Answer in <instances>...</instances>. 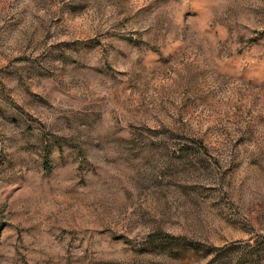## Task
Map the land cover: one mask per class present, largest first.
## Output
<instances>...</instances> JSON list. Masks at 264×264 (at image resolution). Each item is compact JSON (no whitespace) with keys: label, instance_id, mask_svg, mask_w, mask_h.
I'll use <instances>...</instances> for the list:
<instances>
[{"label":"rangeland","instance_id":"1","mask_svg":"<svg viewBox=\"0 0 264 264\" xmlns=\"http://www.w3.org/2000/svg\"><path fill=\"white\" fill-rule=\"evenodd\" d=\"M0 264H264V0H0Z\"/></svg>","mask_w":264,"mask_h":264}]
</instances>
